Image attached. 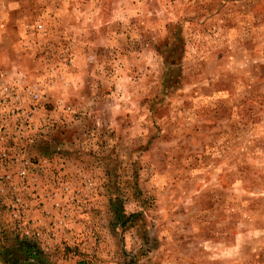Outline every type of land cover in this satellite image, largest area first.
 Returning <instances> with one entry per match:
<instances>
[{"label":"rangeland","instance_id":"obj_1","mask_svg":"<svg viewBox=\"0 0 264 264\" xmlns=\"http://www.w3.org/2000/svg\"><path fill=\"white\" fill-rule=\"evenodd\" d=\"M263 76L264 0H0V264H264Z\"/></svg>","mask_w":264,"mask_h":264},{"label":"built area","instance_id":"obj_2","mask_svg":"<svg viewBox=\"0 0 264 264\" xmlns=\"http://www.w3.org/2000/svg\"><path fill=\"white\" fill-rule=\"evenodd\" d=\"M17 98H19V96L17 97ZM0 101H2V102H6V100H0ZM23 113H24V115H26V118H27V122H29L30 123V127H35V125L33 124V125H31V123H33V121H31L33 118H35V110H33V109H31V110H29L28 112H26V114H25V112L23 111ZM6 129L4 128V131H5ZM20 131H21V126H20V128H19V130H18V133H19V135L21 136V134H20ZM26 136L27 135H30V136H32L33 138H34V136L33 135H31V134H25ZM24 134H23V136H25ZM30 136H27V138L28 139H32ZM4 138H5V136L3 135V136H1L0 137V141H4ZM27 138H25L26 140H27ZM6 146V145H5ZM1 152H0V158H2L1 160H6V159H8L7 157H9V155H11L10 154V151H9V148L7 147V148H5L4 146L2 147V149L0 150ZM19 152H20V156H21V152H23V150H22V148L21 149H19L18 150ZM19 152H18V154H19ZM5 162V161H4ZM25 173H26V171L24 170V169H22V170H20V174L23 176V175H25ZM66 188H68V186L66 187Z\"/></svg>","mask_w":264,"mask_h":264},{"label":"trees","instance_id":"obj_3","mask_svg":"<svg viewBox=\"0 0 264 264\" xmlns=\"http://www.w3.org/2000/svg\"><path fill=\"white\" fill-rule=\"evenodd\" d=\"M176 30H177V33H179L180 31H181V26H180V24L179 25H177V28H176ZM180 50H181V47H180ZM182 52H183V49H182ZM182 52H178L177 53V60H175L174 62H173V64H174V66H180V61H181V56H183V53ZM168 67H166V69H167ZM168 71V70H167ZM264 77V76H263ZM166 78L165 77H163V79H162V81H164V83L166 82ZM118 213V212H117ZM120 213V212H119ZM140 215V213H134V214H132L131 216H134V217H137V216H139Z\"/></svg>","mask_w":264,"mask_h":264}]
</instances>
